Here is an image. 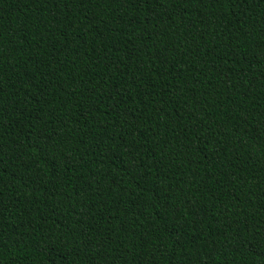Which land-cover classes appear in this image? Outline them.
Here are the masks:
<instances>
[{"label": "trees", "instance_id": "1", "mask_svg": "<svg viewBox=\"0 0 264 264\" xmlns=\"http://www.w3.org/2000/svg\"><path fill=\"white\" fill-rule=\"evenodd\" d=\"M0 264H264V0H0Z\"/></svg>", "mask_w": 264, "mask_h": 264}]
</instances>
